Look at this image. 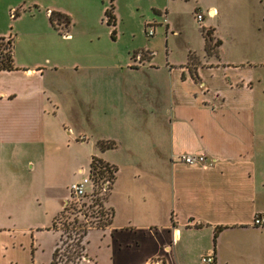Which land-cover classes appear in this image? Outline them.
<instances>
[{
	"label": "crops",
	"instance_id": "crops-1",
	"mask_svg": "<svg viewBox=\"0 0 264 264\" xmlns=\"http://www.w3.org/2000/svg\"><path fill=\"white\" fill-rule=\"evenodd\" d=\"M174 1L154 8L160 17L163 11L169 18L167 25L159 20L166 50L169 37L181 31L175 21L181 10L172 6ZM103 2L0 0V37L12 41L14 66L0 70V157L11 147L15 149L11 154L19 156L32 149L49 154L54 140L47 127L57 116L58 88L48 83L52 74L61 78L70 69L65 65L71 56L70 41L80 31L71 10L82 14L84 30L90 32L95 23L88 14L99 5L104 14L108 6ZM52 11L69 17L65 32L51 24ZM206 11L211 18L217 14L213 6ZM101 20L115 40V14L114 23ZM202 26L212 29L217 40L211 53L205 49ZM198 31L202 54L191 48L183 61H176L169 52L160 63L154 50L145 49L140 51L145 55L135 53L121 67L128 74L140 70L152 76L146 89H128L133 96L146 90L144 106L122 111L123 119L108 115L129 128L131 144L143 142L144 149L125 147V156L114 157L108 151H118L121 144L102 150L97 141L113 139L95 135L91 141L89 164L94 156L113 165L116 174L105 199L112 212L110 223L88 229L83 264H206L201 260L204 255L213 256L212 264H264V226L253 225L254 214H264V61L251 54L226 58V38L214 23L199 24ZM86 37L89 44L97 39ZM100 59L97 55L94 62ZM121 90L128 101L126 90ZM103 94L96 90V105ZM96 105L90 107L93 113L86 109L79 120L91 133L99 120ZM105 110L100 108L106 116ZM61 124L76 143L89 139L86 129L77 133L64 119ZM182 153L204 154L207 165L185 164L178 160ZM27 162L23 168H0V264H38L37 253L44 247L40 234L49 230L69 198V183L63 191L54 176L43 170L40 176L30 159ZM75 167L83 172L81 164ZM8 202L13 209L3 210ZM51 229L59 237V231ZM93 231L99 254L87 247Z\"/></svg>",
	"mask_w": 264,
	"mask_h": 264
},
{
	"label": "rangeland",
	"instance_id": "rangeland-1",
	"mask_svg": "<svg viewBox=\"0 0 264 264\" xmlns=\"http://www.w3.org/2000/svg\"><path fill=\"white\" fill-rule=\"evenodd\" d=\"M167 0H114V14L116 18V39L110 36V27L106 24L103 11L97 7L95 13L88 14L94 20V27L89 32L84 30V17L75 9L71 10L73 13L72 21L74 25L80 30L77 33V38L70 41L71 56L65 65L70 69L61 74H52V78L48 85L50 87H57L55 91V105L56 109L55 120L53 126L49 125L47 131L53 145L49 148V154H41L39 150L28 151L26 155L19 156L11 154L15 151L13 147L9 148L6 155L0 157V168L3 169H18L23 168L30 159V164L39 169L40 176L43 171L49 172L53 177L55 185L61 190H66L65 186L73 181L80 180L84 175L88 174L89 155L92 153L94 137H103L113 139L116 144H121V149L118 151H108V156L122 157L125 156L126 148H132L137 145L138 151L143 152V142L135 145L131 144L132 133L129 128H123L119 122L111 121L110 114H114L115 118L123 119L122 111L129 112V107L133 106L136 109L138 105L144 106V93H135L134 96L128 89L137 88L143 89L149 85L147 73L142 71H125L121 67L126 65L131 56L135 53L138 55L145 49L154 50L156 61L163 63L165 55L171 54L176 61H183L187 55L188 49L197 50L200 54L203 52V38L198 31L199 24L214 23L219 30V33L226 38L225 51L226 58H232L238 55H252L264 61V20L261 13L264 5V0H175L172 6L180 9V15L175 16V21L179 29L178 35L169 37L168 50H166L164 27L161 24H168L169 18L167 13L161 11L162 17L154 10L155 7L162 9ZM109 6L108 0H104L103 5ZM213 6L217 9L215 17L211 18L207 15V8ZM199 7V8H197ZM202 12L205 15L204 20L198 21L196 13ZM162 18V23L159 20ZM167 18V21L164 19ZM257 21L255 22V20ZM149 28L155 29V34L147 35ZM202 34L205 38V49L211 53L212 50L217 49V40L213 35L212 29L201 27ZM93 35L97 37L92 44L88 43L86 36ZM144 52L143 55H145ZM101 56L102 59L94 62L95 56ZM190 57L194 54L190 53ZM98 67L94 68V65ZM142 70V69H141ZM152 80V78H151ZM125 89L128 101L125 99V93L122 94L121 89ZM96 90H102L104 94L101 100L96 105L95 100ZM124 92V91H123ZM137 92V91H136ZM130 98L132 99L130 101ZM127 102V105H126ZM115 106L112 110L111 105ZM99 108V120L97 127H94V132H89L88 128L81 127L79 120L80 116L91 106ZM136 107V108H135ZM100 108H106L107 115L105 116ZM108 108H111L108 110ZM93 113V108L90 110ZM104 115V116H103ZM62 119L65 120L67 127H73L76 132L79 129L85 130L88 133L89 139L86 143H76L73 136H68L61 124ZM60 123V124H59ZM114 123V124H113ZM122 132V134H119ZM96 135V136H95ZM119 139V140H118ZM121 142V143H120ZM124 146V148H123ZM95 148V147H94ZM28 156V157H27ZM140 161H143L140 159ZM81 164L83 172L76 169V165ZM47 169V170H46ZM9 177V175H7ZM39 176V177H40ZM10 178H6L4 182H8ZM57 202V201H55ZM54 204V203H53ZM55 205V204H54ZM12 204L8 202L6 208L3 210H10ZM62 210V209H61ZM60 210V211H61ZM57 213L56 228L61 233L64 221L73 218ZM65 214V213H64ZM44 218L40 219V222ZM77 220H80L79 217ZM52 226L49 230L40 234V239L43 242V251L39 250L37 253L38 264H49L51 259L52 246L58 238V235L53 231ZM95 231L90 236V243L87 244L88 250L92 254H99L96 246ZM65 238V237H64ZM65 244H60V248H64ZM100 258L104 256L100 254ZM86 258H82V263Z\"/></svg>",
	"mask_w": 264,
	"mask_h": 264
},
{
	"label": "built area",
	"instance_id": "built-area-1",
	"mask_svg": "<svg viewBox=\"0 0 264 264\" xmlns=\"http://www.w3.org/2000/svg\"><path fill=\"white\" fill-rule=\"evenodd\" d=\"M203 17L202 12L196 13L198 21H201ZM164 21H167V18ZM153 34L154 28H149L147 35L152 36ZM139 56H142V53H139ZM178 160L188 165H207V158L201 153H182L178 156ZM90 163L92 165L88 166V174L70 183L69 198L63 205V208H66L74 204L76 210L72 209L73 215L77 219L79 217L88 228L107 225L108 212L106 209L109 207L106 206L105 199L116 174V168L107 162L91 158ZM253 225L264 226V214H254ZM201 260L206 264H212L214 258L212 255H204ZM148 264H154V262L151 261Z\"/></svg>",
	"mask_w": 264,
	"mask_h": 264
},
{
	"label": "trees",
	"instance_id": "trees-1",
	"mask_svg": "<svg viewBox=\"0 0 264 264\" xmlns=\"http://www.w3.org/2000/svg\"><path fill=\"white\" fill-rule=\"evenodd\" d=\"M114 5L113 0H110L108 8L104 12V16L108 23H114ZM51 24L61 32H65L70 24L68 16L52 11L49 14ZM142 55L144 54L141 52ZM13 56H12V41L10 38L0 37V70H12ZM97 145L100 149L113 148L116 142L113 140H98ZM93 160L101 161L96 157H92ZM92 165V163H90ZM115 177V176H114ZM98 200V199H97ZM76 210V206L72 204L70 207L62 208L60 215H66L71 217L70 214H74L72 211ZM108 212L106 224L110 223L112 212L111 209H106ZM65 213V214H64ZM101 213L104 215L103 211ZM57 215L52 222V228L56 229ZM63 228L59 234L55 248L52 252L50 264H83L82 258L85 257V236L88 232V227L74 216L72 219L63 222ZM65 237V238H64ZM60 244H65L64 248H60Z\"/></svg>",
	"mask_w": 264,
	"mask_h": 264
},
{
	"label": "bare ground",
	"instance_id": "bare-ground-1",
	"mask_svg": "<svg viewBox=\"0 0 264 264\" xmlns=\"http://www.w3.org/2000/svg\"><path fill=\"white\" fill-rule=\"evenodd\" d=\"M212 13H214V11H212Z\"/></svg>",
	"mask_w": 264,
	"mask_h": 264
}]
</instances>
